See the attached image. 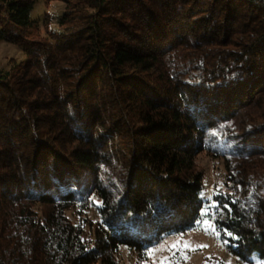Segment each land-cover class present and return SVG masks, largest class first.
Listing matches in <instances>:
<instances>
[{"label": "trees", "instance_id": "trees-1", "mask_svg": "<svg viewBox=\"0 0 264 264\" xmlns=\"http://www.w3.org/2000/svg\"><path fill=\"white\" fill-rule=\"evenodd\" d=\"M61 1L41 34L37 0H0L27 56L0 70V264H118L207 218L264 261V0Z\"/></svg>", "mask_w": 264, "mask_h": 264}, {"label": "rangeland", "instance_id": "rangeland-1", "mask_svg": "<svg viewBox=\"0 0 264 264\" xmlns=\"http://www.w3.org/2000/svg\"><path fill=\"white\" fill-rule=\"evenodd\" d=\"M63 9L61 0H37L30 13V20L37 21L38 26L30 32L34 30L44 34L49 28H55L56 19ZM26 58V54L17 45L0 41V70H9ZM197 162L204 171L203 197L212 199L215 190L226 188L224 163L221 159H213L207 154L199 155ZM92 200L93 203L84 216H78L71 210L67 212L68 217L76 223L84 220L85 225L98 222L100 202L95 197ZM117 259L118 264H264L257 257L245 262L232 255L226 244L219 239L213 221L208 218L201 221L195 229L167 236L148 249L137 250L122 246Z\"/></svg>", "mask_w": 264, "mask_h": 264}, {"label": "snow or ice", "instance_id": "snow-or-ice-1", "mask_svg": "<svg viewBox=\"0 0 264 264\" xmlns=\"http://www.w3.org/2000/svg\"><path fill=\"white\" fill-rule=\"evenodd\" d=\"M209 207H211V206L205 207V209L203 210L202 214H203V213H206V212L209 210ZM224 207H227V205H224ZM205 222H206V221H205ZM196 223L199 224L200 221H197Z\"/></svg>", "mask_w": 264, "mask_h": 264}]
</instances>
